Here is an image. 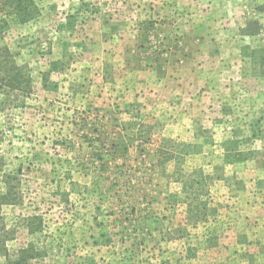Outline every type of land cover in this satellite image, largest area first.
Here are the masks:
<instances>
[{
  "label": "rangeland",
  "instance_id": "1",
  "mask_svg": "<svg viewBox=\"0 0 264 264\" xmlns=\"http://www.w3.org/2000/svg\"><path fill=\"white\" fill-rule=\"evenodd\" d=\"M35 3L2 33L31 75L28 97L0 95L8 254L264 264V0Z\"/></svg>",
  "mask_w": 264,
  "mask_h": 264
},
{
  "label": "trees",
  "instance_id": "2",
  "mask_svg": "<svg viewBox=\"0 0 264 264\" xmlns=\"http://www.w3.org/2000/svg\"><path fill=\"white\" fill-rule=\"evenodd\" d=\"M36 9L35 0H0V95L7 99L14 94L28 97L31 93V75L27 68L25 69L16 64L14 53L3 42L2 33L8 27L9 21L24 24L32 20L37 13ZM47 77V74L42 75L44 83L47 81ZM0 105V110H3V104ZM2 175L4 191L0 192V256L5 258V264H28L29 260L42 255L35 244H27L25 247L18 249L13 256L8 254L6 242L11 239V232L5 226L1 208L5 205H19L21 196L16 176L11 173ZM184 184H187L188 188L192 190L194 186L198 189L204 188V184L199 180H189ZM202 205L204 206V204ZM198 206H201V204ZM198 206H196V210L201 214L204 207L202 206L198 210ZM25 225L30 235L39 233L42 228L41 219L38 216H32Z\"/></svg>",
  "mask_w": 264,
  "mask_h": 264
},
{
  "label": "crops",
  "instance_id": "3",
  "mask_svg": "<svg viewBox=\"0 0 264 264\" xmlns=\"http://www.w3.org/2000/svg\"><path fill=\"white\" fill-rule=\"evenodd\" d=\"M150 95L152 96V97H155V93L152 95V93H150Z\"/></svg>",
  "mask_w": 264,
  "mask_h": 264
}]
</instances>
